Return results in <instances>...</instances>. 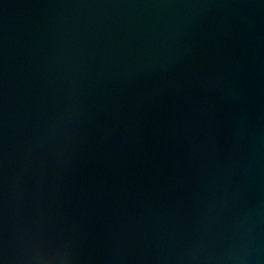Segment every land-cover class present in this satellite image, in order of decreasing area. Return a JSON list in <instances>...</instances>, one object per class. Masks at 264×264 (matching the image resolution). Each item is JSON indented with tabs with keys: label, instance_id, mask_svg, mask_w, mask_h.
<instances>
[{
	"label": "water",
	"instance_id": "obj_1",
	"mask_svg": "<svg viewBox=\"0 0 264 264\" xmlns=\"http://www.w3.org/2000/svg\"><path fill=\"white\" fill-rule=\"evenodd\" d=\"M0 264H264V0H0Z\"/></svg>",
	"mask_w": 264,
	"mask_h": 264
}]
</instances>
